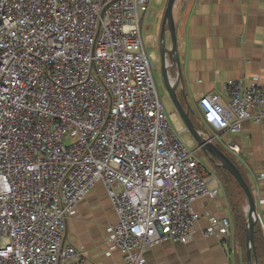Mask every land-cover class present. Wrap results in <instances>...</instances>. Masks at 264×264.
<instances>
[{"label": "built area", "instance_id": "1", "mask_svg": "<svg viewBox=\"0 0 264 264\" xmlns=\"http://www.w3.org/2000/svg\"><path fill=\"white\" fill-rule=\"evenodd\" d=\"M150 2L0 0V264H85L64 239L99 183L118 217L105 242L124 264H148L161 242L191 241L194 203L216 199L214 175L159 98L140 31ZM225 90L226 101H198L215 130L208 142L264 119L257 76L229 79ZM208 222L204 237L229 240V217Z\"/></svg>", "mask_w": 264, "mask_h": 264}, {"label": "crops", "instance_id": "2", "mask_svg": "<svg viewBox=\"0 0 264 264\" xmlns=\"http://www.w3.org/2000/svg\"><path fill=\"white\" fill-rule=\"evenodd\" d=\"M172 13L179 69L176 66H165L164 69L161 59V75L163 78L165 75L170 84L177 83V96L198 134L203 137L215 130L202 118L198 102L202 96L217 93L222 101H226L225 83L229 79L257 76L264 83V0H176ZM145 16L154 20L157 12L149 5ZM162 18L163 14L157 24L155 41L161 47L163 40L164 46L170 48L168 26L163 39L160 37ZM151 29L154 34L156 25L152 24ZM140 31L142 37V21ZM154 66L158 68L157 63ZM163 106L173 127L181 131L183 143L194 149L196 156L200 153L201 156L197 157L214 175L219 193L216 199L201 197L194 203L201 219L192 240L188 243L164 241L155 245L146 253L148 264H239L242 261L247 264L246 243L242 247L236 236L235 217L225 191V167L211 153L202 150L199 140L175 111L167 89ZM219 137L212 143L236 164L253 194L257 213L255 235L257 245L261 247L260 264H264V204L259 203L264 198V179L260 178L264 173V119H246L239 131H221ZM227 142L236 145L239 152H230ZM228 175L229 185H237L236 179L230 173ZM246 208L245 198L241 205L245 219ZM210 216L229 217V240L219 241L215 236L202 235L200 230L208 226ZM117 221L107 192L99 183L78 204L73 217L68 220L65 243L84 252L85 264H124L123 253L118 248L109 249L105 242L106 227Z\"/></svg>", "mask_w": 264, "mask_h": 264}, {"label": "water", "instance_id": "3", "mask_svg": "<svg viewBox=\"0 0 264 264\" xmlns=\"http://www.w3.org/2000/svg\"><path fill=\"white\" fill-rule=\"evenodd\" d=\"M176 0H167L166 7L164 10L162 23H161V30H160V37L163 39L165 27L168 26L170 38H171V47L166 48L164 46L163 40H161V47H160V53H161V59L163 61L164 69L165 66H176L179 69V59L176 54V48H177V40H176V31H175V25L173 20V6L175 4ZM175 53L176 59H172L173 54ZM166 55H168V60L166 61ZM179 77V72L177 79ZM165 85L167 89V93L169 96V99L171 100V103L173 104V107L177 114L180 116L181 120L186 125L187 129L199 140V145L201 146L202 150L205 153H211L213 157L218 159L222 166L225 167V169L236 179L240 187L243 189L246 195L247 199V208H246V256H247V264H258L257 258H256V251H255V244H254V224L257 220V213H256V204L253 197V194L251 192L250 187L245 182L243 175L241 174L240 170L236 166V164L222 151H220L212 142H208L205 138H203L200 134H198L197 129L195 128L193 122L191 121L188 112L185 110L183 105L181 104L177 93H176V87L177 83L173 82L170 84L169 81H167V77L164 75Z\"/></svg>", "mask_w": 264, "mask_h": 264}, {"label": "rangeland", "instance_id": "4", "mask_svg": "<svg viewBox=\"0 0 264 264\" xmlns=\"http://www.w3.org/2000/svg\"><path fill=\"white\" fill-rule=\"evenodd\" d=\"M166 3L167 0H151L150 7L157 12V18L154 20L148 19L146 16L142 18V38L145 43V51L149 64L152 69L153 79L162 104H163V96L166 95V88H165L164 78L161 75L162 62H161L160 46L159 44L157 46L155 38L157 34V24L159 22V18L161 14H164ZM152 24L156 25V31L154 32V34H152V29H151ZM155 63L158 64V68L154 66ZM191 118L192 120L194 119L192 116ZM197 156L200 157L201 156L200 153H197Z\"/></svg>", "mask_w": 264, "mask_h": 264}, {"label": "trees", "instance_id": "5", "mask_svg": "<svg viewBox=\"0 0 264 264\" xmlns=\"http://www.w3.org/2000/svg\"><path fill=\"white\" fill-rule=\"evenodd\" d=\"M225 174H226L225 175L226 177H224L225 191L230 200V203L232 206V212L235 217L234 220H235L236 236L242 246V244L246 243L245 242L246 240V219L243 215V212L241 211V205L243 203V200L246 198V195L238 183L237 185L235 183L234 185L232 184V186L229 185L230 177L228 175L229 173L226 170H225ZM255 226H256V223L254 224V228H253V231H254L253 237H254V244H255V251H256L255 255H256L258 264H260V258L262 254H261V247L257 245L258 242H257L256 235H255V232L257 233V231H255L256 230ZM244 250H246V246Z\"/></svg>", "mask_w": 264, "mask_h": 264}, {"label": "bare ground", "instance_id": "6", "mask_svg": "<svg viewBox=\"0 0 264 264\" xmlns=\"http://www.w3.org/2000/svg\"><path fill=\"white\" fill-rule=\"evenodd\" d=\"M172 59H173V60L176 59V55H175V53L173 54ZM171 84H172V83H171Z\"/></svg>", "mask_w": 264, "mask_h": 264}]
</instances>
